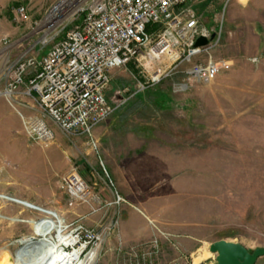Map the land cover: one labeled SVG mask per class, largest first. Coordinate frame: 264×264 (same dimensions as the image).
Returning a JSON list of instances; mask_svg holds the SVG:
<instances>
[{"label": "rangeland", "instance_id": "rangeland-1", "mask_svg": "<svg viewBox=\"0 0 264 264\" xmlns=\"http://www.w3.org/2000/svg\"><path fill=\"white\" fill-rule=\"evenodd\" d=\"M59 1L0 0V40L6 35L16 43L12 55L34 46L37 54L44 38L50 45L62 35L73 18L48 20ZM19 5L25 21L14 15ZM187 6L199 22L220 29L211 55L229 60L230 69L182 92L172 89L179 73L138 91L129 65L113 69L105 92L111 107L136 93L144 100L122 112L113 108L94 129L98 154L83 137H58L53 125L51 143L32 142L0 103V193L35 209L0 203V264H18L25 237L57 239L55 229L40 224L62 226L75 241L66 253L80 251L81 261L95 252L92 264L213 263L208 246L221 239L264 247V0ZM157 89L167 98L159 107L152 101ZM72 169L88 187L85 199H72L63 185ZM114 192L124 201L113 203ZM42 211L54 223L41 220ZM154 236L159 249L148 257ZM255 264H264V255Z\"/></svg>", "mask_w": 264, "mask_h": 264}, {"label": "built area", "instance_id": "built-area-1", "mask_svg": "<svg viewBox=\"0 0 264 264\" xmlns=\"http://www.w3.org/2000/svg\"><path fill=\"white\" fill-rule=\"evenodd\" d=\"M193 1L200 0H65V5L49 16H54L53 21L73 18L71 24L50 45L46 38L39 42L37 54L30 52L34 46L12 55L16 43L2 36L0 100L18 116L22 131L32 142L51 143L53 125L66 137H83L98 154L94 129L113 112L105 96L113 69L132 65L129 69L135 73L138 91L179 73L180 80L172 85L176 92L191 84L209 83L230 69L229 60L211 55L220 40V29L199 22L187 6ZM230 1L225 0V5ZM72 8L74 11L63 18ZM14 15L27 20L21 5L14 9ZM199 37L207 43L196 47ZM109 184L112 186L110 180ZM63 185L74 200L88 197V187L75 169L63 178ZM123 201L114 192L113 203ZM1 202L35 210L27 202L2 193ZM42 213L41 220L50 223L55 219L49 211ZM152 227L159 236H169ZM156 236L147 246L148 257L159 249Z\"/></svg>", "mask_w": 264, "mask_h": 264}, {"label": "bare ground", "instance_id": "bare-ground-1", "mask_svg": "<svg viewBox=\"0 0 264 264\" xmlns=\"http://www.w3.org/2000/svg\"><path fill=\"white\" fill-rule=\"evenodd\" d=\"M62 0L54 7L52 12L58 11L65 5ZM74 11V8L65 11L63 18ZM51 12V13H52ZM50 13V14H51ZM56 14V13H55ZM53 13V15H55ZM59 15V14H58ZM56 16V15H55ZM54 16H50L48 20ZM61 18V16H60ZM49 30V29H48ZM38 226V225H37ZM40 228L55 229L57 239H49V236H28L20 240L18 249V264H92L95 259V252H90L83 260L80 259V251L75 250L72 253H66L67 247L75 244L72 238L63 235L64 228L62 226H45L40 224ZM61 252H65L63 255ZM199 259V258H198Z\"/></svg>", "mask_w": 264, "mask_h": 264}, {"label": "water", "instance_id": "water-1", "mask_svg": "<svg viewBox=\"0 0 264 264\" xmlns=\"http://www.w3.org/2000/svg\"><path fill=\"white\" fill-rule=\"evenodd\" d=\"M206 43L207 40L204 37H199L194 45L198 47ZM208 251L214 255V262L203 264H255L258 258L264 255V247L248 250L239 243L222 239L210 243Z\"/></svg>", "mask_w": 264, "mask_h": 264}, {"label": "trees", "instance_id": "trees-1", "mask_svg": "<svg viewBox=\"0 0 264 264\" xmlns=\"http://www.w3.org/2000/svg\"><path fill=\"white\" fill-rule=\"evenodd\" d=\"M131 68H133L132 67V65H129ZM153 88V87H152ZM148 89H150V88H147V89H145V90H143V91H146V90H148ZM149 92V91H148ZM147 93V92H146ZM154 93V92H153ZM165 93L164 92H162L161 90H158L157 89V91H156V94H153V97H156L157 99H155V100H152L153 102H154V105L155 106H162V104H164V102H165V100H167V98H166V96L164 95ZM136 95H138L137 97H135V100H130V101H128L127 103H125L124 105H118V106H113V108H114V111L115 112H122L123 110H125V107H127V106H131V105H133L134 103H136V104H140L141 102H143L142 100H144V98H143V96H142V94L140 95V93H136ZM150 97V96H149ZM151 97H152V95H151ZM166 98V99H165Z\"/></svg>", "mask_w": 264, "mask_h": 264}, {"label": "crops", "instance_id": "crops-1", "mask_svg": "<svg viewBox=\"0 0 264 264\" xmlns=\"http://www.w3.org/2000/svg\"><path fill=\"white\" fill-rule=\"evenodd\" d=\"M0 103H1V105L3 106V101L2 100H0ZM100 127L99 126H97L96 128H95V130H97L98 131V129H99ZM55 131H56V134L58 135V137H60L61 138V136L60 135H62L63 137H66L63 133H61V131H59L58 129H55ZM60 135H59V134ZM73 138H76V137H73ZM61 142H59V144H60ZM136 174H133V176H135ZM135 180H137V179H135ZM120 189V191L122 192V188H119Z\"/></svg>", "mask_w": 264, "mask_h": 264}]
</instances>
